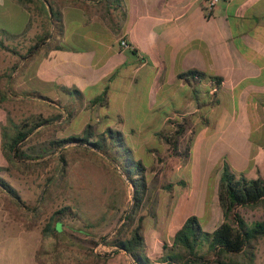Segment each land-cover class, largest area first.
Here are the masks:
<instances>
[{
    "label": "rangeland",
    "instance_id": "374dc122",
    "mask_svg": "<svg viewBox=\"0 0 264 264\" xmlns=\"http://www.w3.org/2000/svg\"><path fill=\"white\" fill-rule=\"evenodd\" d=\"M38 1L44 3V0ZM51 1L59 5L65 2L84 5L80 0ZM46 10L49 11L48 7ZM27 13L32 20L31 28L21 37H15V33H20L25 25L26 14L9 4L0 8V29L8 32L3 35L0 31V37H6L9 46L0 48V176L14 190L20 204L17 206L0 191V264H135L129 254L116 250L109 241L117 233L122 238H130L139 224L150 258L158 260L164 242L170 246L173 232L190 216L195 197L199 194L196 183L201 174H197L194 153L187 160L181 154L174 157L184 149L188 137L184 139L179 134L181 127L174 121L161 125V121L156 120L147 125L142 121L145 114L142 108L132 111L131 105H123L125 122L120 129L133 150L134 159L144 164L147 186L133 221L124 226L125 215L134 201L132 186L121 169L105 155L81 148L69 149L65 154L66 161L62 162L60 150L50 143L80 134L88 123L92 124L94 131L118 123L114 115L118 113L119 105L113 102L107 109L98 107L95 110L85 99L72 117H57V106L43 105V102L65 104L67 99L61 94L59 83L77 80L80 87L83 86L84 68L78 62L82 54L79 52H89L88 59L93 57L96 41L102 34L89 24L79 27L72 11L63 16V23L54 20L56 33L53 36L50 30L49 34L52 38L50 48H56L45 62L47 77L40 76L49 82L48 87L46 82L36 77L35 68L50 48L41 49L29 61L22 58L30 44L38 41L39 35L48 30L45 22L37 21V17L42 19L41 16L30 13L29 7ZM54 16L59 19L56 14ZM63 41L76 46L78 51H69ZM8 76V80L1 79ZM6 87L9 88L8 97L4 95ZM91 88L90 85L86 89ZM32 91H38L41 97L25 94ZM44 96L48 98L44 99ZM30 98L35 101H30ZM174 107L172 104L160 114L175 115ZM97 115L101 117L98 119ZM11 121L24 130L32 127V131L16 145L13 160L7 161L2 154L1 143L5 138L2 130L10 127ZM24 123L27 126H23ZM140 124L144 125L137 126ZM179 163L181 171L176 170ZM214 173L208 177L205 210L220 214L221 207L215 193L217 176ZM45 188L48 191L43 197ZM64 206H69L73 214L67 216L65 210L58 215L64 223L63 232L60 241L54 245L53 238L44 237L43 228ZM242 212L249 220L264 217V210L258 207ZM205 219L200 217L199 221L206 231H212L222 221V217L220 220Z\"/></svg>",
    "mask_w": 264,
    "mask_h": 264
},
{
    "label": "crops",
    "instance_id": "0c3cea01",
    "mask_svg": "<svg viewBox=\"0 0 264 264\" xmlns=\"http://www.w3.org/2000/svg\"><path fill=\"white\" fill-rule=\"evenodd\" d=\"M80 1L83 6L70 2L59 5L51 0H0V8L9 4L26 14L25 25L15 37L31 28L28 7L30 13L42 17L37 21L45 22L49 30L54 28L50 6L59 12L61 23L72 11L79 27L89 24L96 28L102 35L93 57L88 59L89 52H79L83 86L73 80L58 87H75L88 102L103 94L104 101L101 106L95 103V110L118 104L114 115L119 117L118 123L107 126L122 133L125 103L132 111L142 108V121L147 125L160 120L161 125L174 121L184 127L181 135L188 141L174 157L181 154L187 160L194 153L197 174H201L190 215L220 220L222 210L220 214L205 210L210 174L217 176L216 196L224 166L249 178L264 179V0H218L212 9L205 0ZM120 38L130 48H121ZM64 41L66 49L78 51ZM54 48L38 61L37 78L47 77L45 62ZM192 69L208 77H179ZM209 76L221 78L218 90L213 91ZM40 80L48 86L49 82ZM90 85L92 88L86 89ZM172 104L175 115L160 114ZM134 117L139 118L137 114ZM181 169L179 163L176 170ZM258 208L264 210L263 206ZM254 264H264V238L257 243Z\"/></svg>",
    "mask_w": 264,
    "mask_h": 264
},
{
    "label": "trees",
    "instance_id": "16d2710c",
    "mask_svg": "<svg viewBox=\"0 0 264 264\" xmlns=\"http://www.w3.org/2000/svg\"><path fill=\"white\" fill-rule=\"evenodd\" d=\"M32 2L33 0H26ZM52 15L51 21H61L59 12L54 11L50 6ZM54 14H56L55 18ZM54 21V27H56ZM3 35L8 32L0 29ZM52 35L56 31L53 28ZM50 30L39 35L38 41L30 44L27 54L22 58L26 61L31 60L43 48L51 47L52 38H50ZM7 38L0 37V48H8ZM59 47V46H57ZM60 47H63L62 45ZM14 49V48H12ZM17 52H14L16 54ZM180 78L192 77L196 79H204L208 77L204 72L192 69L179 74ZM1 77V79H7ZM210 81L214 84L216 90L221 83V78L210 77ZM8 87L5 88V96H9ZM61 94L67 99L65 104L59 103L43 105L59 109L57 117H72L78 106L82 105L84 93L75 87H60ZM27 95H36L41 97L38 91L26 92ZM48 98L44 96V99ZM30 101H35L33 98ZM104 101V95L94 97L88 103L94 107L95 103ZM39 103H42L39 101ZM54 105V106H53ZM55 108V107H54ZM98 117H101L98 115ZM118 117V116H115ZM119 118V117H118ZM99 121V120H95ZM10 127L2 130L3 140L1 143L5 160L12 161L16 145L21 143L32 131V127L24 130L10 122ZM27 126V124H23ZM184 128H180L179 134ZM172 141V140H171ZM173 142V141H172ZM56 149L60 150L62 162L66 161L65 154L69 149L81 148L94 154L100 153L105 155L114 162L123 175L129 180L132 186L133 204L125 215V225H129L133 221L134 213L138 209L142 201L143 193L146 190V181L144 176V164L141 160H135L133 150L127 145L123 133L119 130L106 128L94 131L91 123L83 127L80 134H72L70 136L53 140L50 142ZM174 143V142H173ZM62 170V168H61ZM59 179V178H58ZM0 191L4 192L11 201L19 206V200L8 184L7 181L0 176ZM47 188L43 190V197ZM217 198L222 210V222L212 231H206L202 228L197 216L190 215L184 222L174 231L171 237L170 246L164 242L163 252L158 260L153 261L146 249L144 238L140 232L141 225H137L130 238H122L117 233L110 242L116 250L124 251L129 254L135 264H254L256 257V246L260 239L264 238V217L249 220L242 210L251 209L258 206L264 207V179L260 176L249 178L244 173H234L228 170L227 166L220 176L218 185ZM67 210V216L72 215L69 206H64L56 211L50 218L47 225L43 228L44 237L54 240V245L60 241V235L63 232V221L59 218V214ZM75 213V212H74ZM52 243V242H51ZM57 253L54 254L56 258Z\"/></svg>",
    "mask_w": 264,
    "mask_h": 264
},
{
    "label": "built area",
    "instance_id": "2783aa9c",
    "mask_svg": "<svg viewBox=\"0 0 264 264\" xmlns=\"http://www.w3.org/2000/svg\"><path fill=\"white\" fill-rule=\"evenodd\" d=\"M218 2V0H205L206 6L208 9H212L215 4ZM119 45L121 48H130V45L127 43V41L124 38H120L119 40ZM216 89L213 88V91H215Z\"/></svg>",
    "mask_w": 264,
    "mask_h": 264
}]
</instances>
